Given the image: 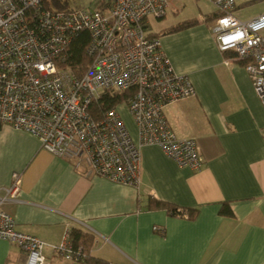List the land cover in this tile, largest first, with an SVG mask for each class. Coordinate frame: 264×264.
Here are the masks:
<instances>
[{"label": "crops", "instance_id": "crops-1", "mask_svg": "<svg viewBox=\"0 0 264 264\" xmlns=\"http://www.w3.org/2000/svg\"><path fill=\"white\" fill-rule=\"evenodd\" d=\"M237 7L233 15L247 20ZM218 14L211 0H170L165 16L148 22L174 72L194 87L193 96L168 104L164 115L177 137L197 140L203 167H179L160 147L140 145L136 188L86 175L43 150L37 137L1 126L0 208L19 231L48 244L58 243L67 227L92 234L90 256L106 264H264V109L243 63L217 47ZM183 21L192 25L165 32ZM119 110L137 143L132 117L125 106ZM13 173L19 190L2 200ZM151 199L197 213L171 215L150 208ZM223 206L231 216L220 214ZM44 254L51 264H83ZM25 261L19 247L0 239V264Z\"/></svg>", "mask_w": 264, "mask_h": 264}, {"label": "built area", "instance_id": "built-area-1", "mask_svg": "<svg viewBox=\"0 0 264 264\" xmlns=\"http://www.w3.org/2000/svg\"><path fill=\"white\" fill-rule=\"evenodd\" d=\"M169 1L99 0L93 9H55L44 0H0V125L37 137L43 150L86 175L136 188L140 145H156L179 167L200 170L205 161L197 140L177 137L164 115L168 104L193 96L194 87L187 75L174 72L158 37L148 33L149 20L163 18ZM211 1L219 11L213 29L217 47L243 63L264 109V12L239 20L232 13L234 0ZM84 31L91 61L78 76L66 61L71 42ZM107 91L128 92L120 105L136 125L137 143L120 105L98 120L90 114V104ZM18 190L19 174L13 173L2 200ZM176 212L187 217L183 209ZM70 230L48 244L19 231L0 208V239L19 247L24 264H51L45 249L85 264L87 255L72 245Z\"/></svg>", "mask_w": 264, "mask_h": 264}, {"label": "trees", "instance_id": "trees-1", "mask_svg": "<svg viewBox=\"0 0 264 264\" xmlns=\"http://www.w3.org/2000/svg\"><path fill=\"white\" fill-rule=\"evenodd\" d=\"M45 5L48 8L55 9H65L67 6L65 3L60 2V0H44ZM192 25L190 21H183L178 23L175 26L169 27L165 30V32H174L188 26ZM154 37H158L157 35H151ZM89 42V33L84 31L81 32L70 44L68 49V58L66 63L75 70L78 76L82 75L87 71L88 66L90 64V57L86 54L85 49ZM128 92H104L97 99H95L89 106V112L93 116L94 119H100L104 112L120 103H122ZM1 128V125H0ZM150 208H166L167 212L171 215H176V211L178 207L174 205H170L168 203H164L155 199H151L149 203ZM183 209L187 212L188 219H193L197 213L196 209ZM220 214L231 216L232 213L228 206H223L220 210ZM71 242L74 247H81L83 252L87 255L85 264H106L101 260L91 257L90 250L93 243V235L77 230L71 229ZM162 234V233H160Z\"/></svg>", "mask_w": 264, "mask_h": 264}, {"label": "rangeland", "instance_id": "rangeland-1", "mask_svg": "<svg viewBox=\"0 0 264 264\" xmlns=\"http://www.w3.org/2000/svg\"><path fill=\"white\" fill-rule=\"evenodd\" d=\"M238 7L237 15L243 19L252 18L256 13L264 10V0H234ZM67 7L93 9L98 7L99 0H60ZM121 104V103H120ZM118 104V105H120ZM125 122V121H124Z\"/></svg>", "mask_w": 264, "mask_h": 264}]
</instances>
